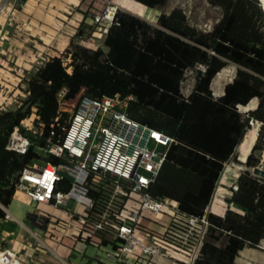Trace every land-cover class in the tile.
Listing matches in <instances>:
<instances>
[{"label":"trees","instance_id":"obj_1","mask_svg":"<svg viewBox=\"0 0 264 264\" xmlns=\"http://www.w3.org/2000/svg\"><path fill=\"white\" fill-rule=\"evenodd\" d=\"M134 1L158 9L169 0ZM207 1L222 12L210 30L191 24L182 7L161 12L156 24L118 8L108 26L104 47L96 49L75 41L87 40L96 31V24L88 23L86 12L70 45L60 55L25 70L20 84L26 97L16 108L0 109L1 204H11L25 168L63 162L53 154H42L39 147L52 131L56 136L63 132L70 107L78 97L119 94L123 99L130 97L126 111L132 118L176 140L149 192L176 199L180 211L188 215H203L225 164L235 157L245 138L249 119L264 123L263 2ZM85 43L97 46L93 41ZM198 64L206 69H198ZM229 65L236 68L234 77L225 84L223 94L216 96L213 80ZM189 70L194 71L196 81L186 95L183 83ZM63 90L66 93L60 97ZM255 98L259 99L256 108L251 104ZM242 106L245 111L255 109L246 115L240 110ZM33 114L34 130L23 125ZM16 127L32 141L24 154L8 148ZM263 145L264 131L247 157L248 169L240 172L238 189L230 199L242 211L229 208L224 215L208 213L213 226L196 264H235L241 250L257 248L264 239V178L252 173L260 159L255 152ZM63 175L56 190L68 191L73 178ZM107 188L108 183L103 182L92 187L89 194L98 199ZM100 210L101 204H97L90 214ZM5 214L0 207V218ZM85 228L94 230L88 223ZM108 235L95 232L101 244L111 242Z\"/></svg>","mask_w":264,"mask_h":264},{"label":"built area","instance_id":"obj_2","mask_svg":"<svg viewBox=\"0 0 264 264\" xmlns=\"http://www.w3.org/2000/svg\"><path fill=\"white\" fill-rule=\"evenodd\" d=\"M24 3L23 0H0V15L12 6V9L23 8ZM118 8L112 5L103 12H89L98 31L110 25ZM197 68L206 69L203 64H198ZM65 93L63 90L60 97ZM129 99L119 94L78 97L70 107L63 132L56 136L52 131L39 147L42 154H53L63 162L25 168L13 198L22 194L30 205L47 202L62 208L70 216L66 221L68 227L80 229V239L98 248L103 244L93 240L95 232H107L111 242L104 245L108 249L106 256L111 260L107 261L109 264H196L209 228L213 226L208 217L210 207L201 216L188 215L180 211L176 199L156 197L149 192L169 147L176 140L132 118L126 111ZM0 109H7L3 102ZM248 123L244 137L256 125L258 138L264 123L255 118H250ZM31 145V139L16 127L8 148L24 154ZM63 173L73 178L68 191L56 190ZM103 182L108 183L107 190L98 199L92 197L90 189ZM237 189L236 183L233 191ZM70 201L84 206V212L67 209ZM97 204H101V210L91 215L90 210ZM228 205L232 208L234 203L229 200ZM5 213L4 218L10 219L11 214L7 210ZM157 217H162L166 223L156 221ZM86 223L94 230L85 228ZM258 247L264 250L263 240ZM105 261L98 259L94 264H105ZM0 264L29 262L14 249L0 244ZM260 264H264V258Z\"/></svg>","mask_w":264,"mask_h":264},{"label":"crops","instance_id":"obj_3","mask_svg":"<svg viewBox=\"0 0 264 264\" xmlns=\"http://www.w3.org/2000/svg\"><path fill=\"white\" fill-rule=\"evenodd\" d=\"M108 1L114 4V1ZM68 4L76 7V11L68 23V25H71V31L66 34L65 30H67L68 25H65V19L63 18L67 17L65 10H68ZM82 5V0H64V2L60 0H26L25 7L22 10L12 9V6L7 13L0 15V52H12V50L22 52L21 50L25 46L37 48V45H31L30 42L38 43L42 40L43 43L47 44V46H43L45 49L43 53L46 56L42 57L43 60H38L36 56L37 53L35 54L33 52L34 50L31 48L34 59L31 61L30 69L27 68L25 70H31L33 67L42 65L50 56L60 55V53L70 45L71 39L76 34L80 23L84 19L85 13L88 12L89 14L90 11H94L92 7L88 6L87 9H85ZM55 6L57 9H54ZM57 14H60V17H57ZM87 21L88 23H92L90 17H88ZM105 30L107 31V29ZM96 33L97 32H95L94 35ZM54 35L56 36L52 42L51 39ZM19 36H24V38L21 40ZM93 39L95 40V38H92V40ZM103 41L104 39L102 42ZM103 45L102 47H104ZM99 46L100 45H97L95 48ZM49 48L51 52L46 51ZM38 54L40 56L42 52ZM35 59H37L36 62L34 61ZM23 94L24 99L26 94ZM222 94L223 92L216 96ZM1 103L2 100L0 99V104ZM19 105L20 103L17 106ZM35 118L36 114H33L30 118L26 119L30 121L29 123H24L26 121L24 120L23 123L25 127L33 129ZM257 140L258 138L255 143H257ZM246 159L244 161L241 160L239 155V160H241V162L245 163ZM40 205L54 206L52 203L47 202L38 204L33 203L30 205L25 201V197L22 194H18L13 198L8 207L0 202V207L3 209L6 207V210L11 214L10 219L0 218V244L17 251L19 255L28 260L29 264H36L37 262H41V264H94L97 259H102L100 257L98 258V255L93 256L87 254L90 245L94 247L97 246L80 239L81 230L68 227L66 221L69 218L66 220L61 218H56L54 220L48 218L38 209ZM32 207L35 208L34 211ZM66 208L74 213H80L78 210H81V213H83L85 209L84 206L74 201H70ZM34 214H36V216H34ZM10 222H17L20 224L28 235L23 236L22 233H18L15 236L14 232L10 230L11 228H8ZM66 237L71 240L69 246L61 243V240ZM94 239H96V236L93 240ZM53 245H56V248H53ZM263 258L264 252L259 247H245L235 259V264H260Z\"/></svg>","mask_w":264,"mask_h":264},{"label":"rangeland","instance_id":"obj_4","mask_svg":"<svg viewBox=\"0 0 264 264\" xmlns=\"http://www.w3.org/2000/svg\"><path fill=\"white\" fill-rule=\"evenodd\" d=\"M60 1L64 2V0H60ZM112 1H114V4L109 2L108 0H82L83 2L82 6L85 9H87L88 6L92 7V9L95 12H103L108 6H112L116 4L119 6L120 9L127 10L132 13L138 14L153 24H156L157 16L161 12H169L172 8L182 7L186 11L190 23L202 30H210L212 26L220 18L221 13H222L220 8L211 6L207 0H169L165 6H163L162 8H158V9L147 8L134 0H120V1L112 0ZM59 4L61 5L60 2ZM24 7H25V3H24L23 8ZM23 8H20V9L22 10ZM54 9H57V7L55 6ZM65 11L67 13V17H64L63 19H65L64 20L65 25H68V23L70 22V18L73 16V14L76 11V7L68 4V10H65ZM57 15H58L57 17H60V14H57ZM107 26L108 25L106 24L105 26H103L102 29L98 31L97 24H96V27H95L96 32L98 31L96 35L93 34L87 40L75 39V41H78L83 46L96 49L92 47L93 45L86 44L85 42L93 41V43H96V45L102 46L104 43V41L102 42V40L105 39L104 35H106L104 30L106 29ZM70 31H71V25L69 24L67 26V30H65V33L68 34L70 33ZM55 36L56 35H54L53 38L51 39L52 42L54 41ZM19 38H21L22 40L24 36H21V37L19 36ZM92 38H95V40L94 39L92 40ZM40 41L38 43L37 42H30V43L31 45H37V48L36 47H31V48L34 50L33 52L35 54L37 53L36 54L37 59L43 60L42 57L46 56L43 53V51H45L43 46H47V44L43 43L42 40ZM31 48L25 46L21 50L22 52H17L16 50H12V52L11 51H7V52L1 51L0 52V99L2 100V102L5 104L7 108H16L17 105L20 103V101L24 97V94H23L24 92H23V89L21 88L23 87V85L20 84V79L24 75V70L27 68L30 69L31 61L34 59V55L32 54ZM50 48L46 51L51 52ZM39 52H42L40 56L38 54ZM28 59H31V60H28ZM37 59H35L34 61L36 62ZM235 69L236 68L234 65H229L227 68H225L222 72H220L215 77L212 83V89L215 95L223 92L225 84L230 82L233 79L234 74H235ZM195 81L196 80H195L194 71L189 70L187 72L186 80L183 83V92L188 94L192 90L195 84ZM258 102H259V99L255 98L251 101V104L254 107H256ZM254 109H249L245 111L244 107L242 106V109L240 110L241 112L247 115L249 111H252ZM29 122H30L29 120H26L24 123H29ZM24 123L23 125L25 126ZM33 126H35L34 123H33ZM34 129L36 128L33 127V130ZM263 131H264V125L262 126L261 133H263ZM256 139H257V126L255 125V128L250 129L248 131L242 143L238 146L237 152L235 155L236 158L235 157L231 158L225 164L224 170L221 173V177L217 183L216 190L214 192L211 203L209 205L210 212H213L219 215H224L227 208H230L228 203L233 194V185L237 183V178L240 172L248 169V167L246 166V162L245 163L241 162V160L244 161L247 158V156L250 154V152L252 151L255 145ZM260 150L261 152H258L257 150L255 152V155H258L260 158L258 166L260 167V164L263 163L261 167L264 169V145L261 147ZM239 155H240L241 160H239ZM253 169H252V173L254 174ZM258 177H261V176H258ZM38 209L41 210L40 212L44 216L48 218H52L53 220L56 218H61L65 220L69 218V216L65 213V211L60 207L56 208L50 205H40L38 206ZM231 209H234L240 212L242 211L235 205H233ZM32 210L34 211L35 208L32 207ZM78 212L81 213V210L80 211L78 210ZM156 221L166 223L164 222L162 217H157ZM8 228H11L10 230L14 232L15 236L18 233H22L23 236L28 235L27 232H25V230L22 228V226L18 224L17 222H10V225ZM225 240H226V237L222 239L223 242H225ZM61 243H64L65 245L69 246L71 243V240L66 237L63 240H61ZM53 248H56V245H53ZM107 250L108 249L105 247L104 244L103 246H101V248H97V247L90 245V247L88 248L87 254L93 255V256L98 255V258L100 257L103 260H106L104 262L105 264H109L107 261H111V260H109L106 256ZM262 251L264 252V250Z\"/></svg>","mask_w":264,"mask_h":264},{"label":"water","instance_id":"obj_5","mask_svg":"<svg viewBox=\"0 0 264 264\" xmlns=\"http://www.w3.org/2000/svg\"><path fill=\"white\" fill-rule=\"evenodd\" d=\"M240 144H241V142H240ZM240 144H239V145H240ZM239 145H238V146H239ZM253 172H254L255 175H258V176H261V177L264 178V169H263L262 167H259V166L255 167V168L253 169Z\"/></svg>","mask_w":264,"mask_h":264},{"label":"bare ground","instance_id":"obj_6","mask_svg":"<svg viewBox=\"0 0 264 264\" xmlns=\"http://www.w3.org/2000/svg\"><path fill=\"white\" fill-rule=\"evenodd\" d=\"M262 2H263V5H264V0H262ZM115 5H116V4H115ZM104 32L106 33L107 31H106V30H104ZM97 33H98V31H97ZM97 33H96V34H97ZM96 34H95V35H96ZM49 169H52V168H51V167H49ZM263 242H264V239H263Z\"/></svg>","mask_w":264,"mask_h":264}]
</instances>
